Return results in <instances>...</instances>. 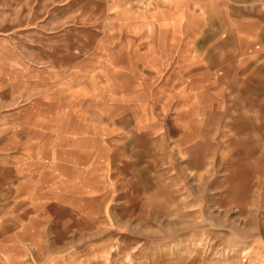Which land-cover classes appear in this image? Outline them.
<instances>
[{
    "label": "rangeland",
    "instance_id": "1",
    "mask_svg": "<svg viewBox=\"0 0 264 264\" xmlns=\"http://www.w3.org/2000/svg\"><path fill=\"white\" fill-rule=\"evenodd\" d=\"M0 236V264H264V0H0Z\"/></svg>",
    "mask_w": 264,
    "mask_h": 264
},
{
    "label": "crops",
    "instance_id": "2",
    "mask_svg": "<svg viewBox=\"0 0 264 264\" xmlns=\"http://www.w3.org/2000/svg\"><path fill=\"white\" fill-rule=\"evenodd\" d=\"M1 241H2V236H0V246H1ZM13 245H14L15 250L17 251V250H18V243H14ZM36 245H37V244L35 243V246H36ZM20 247L23 248V246H20ZM36 252H37V246H36ZM0 253H2L1 247H0ZM48 258H49V257H48ZM87 263H90V261H87Z\"/></svg>",
    "mask_w": 264,
    "mask_h": 264
}]
</instances>
